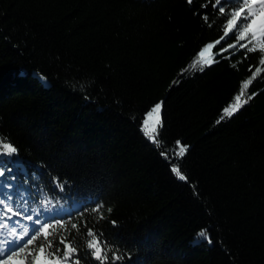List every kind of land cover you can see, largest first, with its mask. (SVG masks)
<instances>
[{
    "label": "trees",
    "instance_id": "16d2710c",
    "mask_svg": "<svg viewBox=\"0 0 264 264\" xmlns=\"http://www.w3.org/2000/svg\"><path fill=\"white\" fill-rule=\"evenodd\" d=\"M213 2L0 0V140L18 150L0 167L21 187L35 173L62 198L81 264L85 224L130 255L116 264H264V65L242 97L252 98L221 119L260 53L189 67L222 35ZM161 101L157 148L141 117ZM177 140L183 157L172 156ZM52 178L67 181L63 193Z\"/></svg>",
    "mask_w": 264,
    "mask_h": 264
},
{
    "label": "snow or ice",
    "instance_id": "6c2138e0",
    "mask_svg": "<svg viewBox=\"0 0 264 264\" xmlns=\"http://www.w3.org/2000/svg\"><path fill=\"white\" fill-rule=\"evenodd\" d=\"M187 2L191 4L192 0H187ZM201 7H207V4L201 5ZM212 7L216 10L217 18H223L220 25L222 35L214 43L204 46L198 52V58H194L189 67L194 68L197 63H200L202 71L205 64L218 62L214 61L213 55L229 59L230 57L222 56V53L228 52L229 49H235L230 55H236L244 50L245 59L249 53H260V56L256 58L258 63L255 71H251L250 68L251 76L242 82L240 93L234 97L232 103L224 108L221 116L223 119L225 115L231 116L234 111L239 110L252 98V96H248L247 99H242L248 85L261 72L260 66L264 65V0H214ZM203 20L207 23V15L203 17ZM225 37H229L234 42L228 43L226 47H221L212 54L211 50ZM206 53L210 54L209 57L200 59L205 58ZM81 88L83 90V86ZM162 106L163 101L156 103L141 117V132L157 148L160 147L157 140L159 129L164 126L160 116ZM217 122L219 123V121ZM176 146L178 150L173 152L172 156L183 157L187 147L181 145L179 140L176 141ZM17 151V148L12 144L0 140V156H12ZM161 155L168 159L169 150H163ZM169 162L171 163V160ZM19 163L17 160V166ZM5 170L9 176L5 180H0V264H29V258H31L30 264H67L68 261H71V264H81L80 258L73 259V256L77 255V248L65 235V233L71 235L67 225L70 224L71 229L77 231L79 225L72 223L74 218L72 213H67V218H65L66 210L61 203L62 198L50 197L45 192V186L38 182L39 177L35 173L32 174L33 184L21 187L10 167H0V177L5 176ZM171 171L179 180H187L178 164H173ZM52 180L53 186L63 193L67 181L57 182L56 178H52ZM24 183L27 185V177ZM102 207V204H98L92 211L99 212ZM107 211L110 213L111 208H108ZM82 214L80 213V215ZM100 218L103 219L102 214ZM111 223L115 224V221H111ZM84 226L86 237L91 238L84 243L86 253L84 259L89 260L90 264L92 261L107 264L109 252L112 253V264L123 261L128 255L120 253L118 248L114 250L109 247L106 241L102 243L93 228L87 227L86 224ZM100 235L102 236V232ZM197 239L211 243L207 229L200 230L197 233ZM37 241L39 244L35 246ZM128 258L131 259L130 255Z\"/></svg>",
    "mask_w": 264,
    "mask_h": 264
},
{
    "label": "rangeland",
    "instance_id": "374dc122",
    "mask_svg": "<svg viewBox=\"0 0 264 264\" xmlns=\"http://www.w3.org/2000/svg\"><path fill=\"white\" fill-rule=\"evenodd\" d=\"M162 109H163V106H162ZM160 116H161V118H162V110H161Z\"/></svg>",
    "mask_w": 264,
    "mask_h": 264
}]
</instances>
